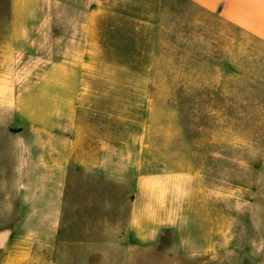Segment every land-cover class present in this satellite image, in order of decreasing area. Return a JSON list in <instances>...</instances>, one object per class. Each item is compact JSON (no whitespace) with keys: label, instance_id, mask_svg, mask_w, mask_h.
I'll return each mask as SVG.
<instances>
[{"label":"rangeland","instance_id":"374dc122","mask_svg":"<svg viewBox=\"0 0 264 264\" xmlns=\"http://www.w3.org/2000/svg\"><path fill=\"white\" fill-rule=\"evenodd\" d=\"M84 2L0 0V122L16 119L10 135L0 130V225L22 217L27 206L19 200L39 196L51 213L37 248L43 264H264V79H216L227 66L263 74L264 63L244 59L263 62L264 43H236L232 29L220 32L204 15L209 24L198 34L210 46L198 57L209 62H186L185 42L171 46L168 32L155 48L151 31L138 42L119 26L149 25L153 16L103 13L139 10L138 0H98V40L90 41L74 28L85 23ZM228 56L243 60L226 64ZM202 71L211 77L209 96L201 95V80H186L187 72ZM118 107L128 121L120 122ZM43 120L51 130L76 126L84 137H150L163 165L156 173L197 176L204 191L190 194L176 227L139 243L124 232L126 187L109 191L106 181L77 176L72 161L64 176L58 158L47 177L42 143L29 135L30 122ZM43 183L49 190L33 195L30 188ZM7 260L0 252V264Z\"/></svg>","mask_w":264,"mask_h":264},{"label":"crops","instance_id":"0c3cea01","mask_svg":"<svg viewBox=\"0 0 264 264\" xmlns=\"http://www.w3.org/2000/svg\"><path fill=\"white\" fill-rule=\"evenodd\" d=\"M84 8L80 9V15L85 17V23L79 26L74 25L75 30L88 32L90 41L98 40L99 31V7L98 0H83ZM139 10L132 8L115 11L114 8H106V15L124 16L142 15L153 16V23L149 25L128 23L121 24L124 30L132 29L134 40H144L142 32L149 30L153 33L152 40L154 47H162L167 40L164 33H169L170 45L181 48L179 43L185 42L187 50V61L189 63H208V59H199V49L203 51L209 48L210 39L204 34L199 35L200 28L205 29L208 22L204 15H209L218 21V30L228 33L229 29L234 32V41L250 38L264 43V0H138ZM143 1V2H142ZM153 3V5H152ZM144 6V7H142ZM121 12V13H120ZM102 14V13H101ZM177 16L185 19V23L170 22L166 17ZM108 28H116L117 25H108ZM129 28V29H128ZM131 31V30H130ZM129 40V39H127ZM140 45V44H138ZM240 44H235V46ZM262 62L260 58L248 57L244 60ZM243 60L239 56H228L224 63L235 64ZM218 78L236 81L238 79L254 77L253 79H264V73L259 74L243 73L235 68L227 66L225 72L217 74ZM257 77V78H256ZM213 79V78H212ZM186 80L193 86L194 81L201 80V95L211 94V77L206 71L199 73L187 72ZM198 85V83L196 82ZM215 83L212 84V87ZM234 84V83H233ZM218 87L222 84L218 83ZM231 89V84H223ZM231 87V88H230ZM234 89V88H232ZM231 94V92H226ZM236 94V92H232ZM118 107L116 110L120 122H126L128 114ZM16 120V119H15ZM0 122V130L3 134L10 135L12 122ZM32 127L29 133L35 140V144L42 143L43 169L49 178L50 160L60 161L62 174H69L71 161L74 163L73 172L77 176L85 175L93 179L106 181L107 189L110 186H123L127 188L128 222L124 228L129 238L137 242L151 239L155 240L158 235L166 229H173L181 218L182 210L191 198L190 194L198 190L204 191V186L199 183V177L174 174L156 173L157 166H163L159 157L155 154L152 139L143 135H90L84 137L79 134L77 127L59 126L52 129L48 121L30 122ZM160 156L161 154H157ZM37 158L39 154H36ZM157 160V163L155 162ZM53 161V162H54ZM166 165V164H165ZM202 176V175H201ZM196 182L198 184H196ZM197 185V187H195ZM38 185L30 188L31 193L49 190L48 184L44 187ZM41 203H40V202ZM19 202L26 204V211L21 218L9 224L0 225V233L7 232L4 247L0 252L8 257L5 264H43L40 251L37 248L42 246L45 240V225L51 220L50 205L36 196L35 201L28 203L24 200ZM111 222V221H110ZM112 223V222H111ZM6 225L10 227L4 231Z\"/></svg>","mask_w":264,"mask_h":264},{"label":"water","instance_id":"95a60500","mask_svg":"<svg viewBox=\"0 0 264 264\" xmlns=\"http://www.w3.org/2000/svg\"><path fill=\"white\" fill-rule=\"evenodd\" d=\"M6 236H7V232H1L0 233V248L4 247Z\"/></svg>","mask_w":264,"mask_h":264}]
</instances>
